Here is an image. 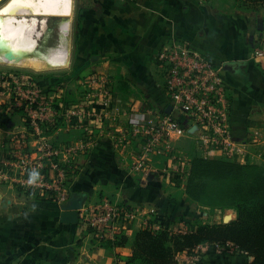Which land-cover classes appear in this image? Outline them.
<instances>
[{"label":"crops","instance_id":"0c3cea01","mask_svg":"<svg viewBox=\"0 0 264 264\" xmlns=\"http://www.w3.org/2000/svg\"><path fill=\"white\" fill-rule=\"evenodd\" d=\"M90 1V7L78 9L80 25L76 34L80 35V44L76 48L75 73L80 76L73 85L77 87L80 77L90 74L104 76L110 82L114 100L110 108L94 106L103 117L98 124L86 122L87 129L77 128L62 119L52 139L75 147L87 145L73 159L74 169L68 181L70 195L86 194L82 206L106 200L136 209L133 219L120 218L118 235L124 234L127 242L100 246L94 235L77 222L60 221L64 203L29 196L13 184L0 183V264H4V257H17L20 246L28 240L33 243L30 254L34 263L38 258L44 264H125L134 253L137 232L147 229L149 212L170 209L176 214L177 209L163 202L170 187L181 184L164 170L176 160L173 151L164 147L152 164L137 167L141 141L131 140L129 134L130 123L149 117L166 104L163 74L155 55L168 38L189 41L222 67L233 101L234 136L247 140L257 134L254 143L258 145V155L264 150V58L254 56L250 16L233 8L236 0ZM51 79L40 76L38 82L47 87L55 107L65 113L70 100L80 98V90L64 89L61 83L53 87L62 79ZM12 102L2 99L0 139L26 130L22 108ZM199 134L196 128L183 134L172 132L170 146L181 151L182 161H191L196 151L203 154ZM122 139L128 142L127 147L120 146ZM36 145L33 139L30 146ZM68 157L64 155V159ZM183 212L189 214L187 210ZM229 212V220L236 218L237 211L229 208L224 210V221ZM252 259L207 253L203 264H244Z\"/></svg>","mask_w":264,"mask_h":264},{"label":"built area","instance_id":"2783aa9c","mask_svg":"<svg viewBox=\"0 0 264 264\" xmlns=\"http://www.w3.org/2000/svg\"><path fill=\"white\" fill-rule=\"evenodd\" d=\"M254 55L264 58V51L258 48ZM155 60L163 74L167 101L149 117L130 123V139L141 141L136 166L152 164L162 148L170 147L176 160L171 168L164 169L165 173L178 181L186 179L190 161L180 159L181 151L170 146V139L172 132L183 134L190 128L200 130L198 143L204 155L219 151L229 157L245 159L247 141L234 136L231 124L233 101L222 67L180 37L166 39ZM77 87L80 88V98L69 102L63 113L55 107L47 87L40 84L34 75L0 70V106L3 98L11 99L12 105L21 106L26 120L24 132L0 139V183L13 184L29 196L67 203L73 159L87 145L82 148L54 142L52 135L62 124V119H67L77 128L87 129L86 122L98 124L103 117L98 115L94 106L99 104L110 108L114 100L110 82L104 76L91 74L82 77ZM33 139L37 140L35 148L30 146ZM120 146L127 147L128 142L122 139ZM65 154L69 155L67 160L64 159ZM151 212L145 223L147 229L154 233L172 229L164 221L155 220ZM135 215L136 209L105 200L96 205L82 206L77 223L101 241L115 238L120 232V218L131 220ZM152 219L155 221H150ZM190 230L183 227L179 231L186 233ZM207 253L231 259L250 257L230 240L204 242L177 254L174 264H203Z\"/></svg>","mask_w":264,"mask_h":264},{"label":"rangeland","instance_id":"374dc122","mask_svg":"<svg viewBox=\"0 0 264 264\" xmlns=\"http://www.w3.org/2000/svg\"><path fill=\"white\" fill-rule=\"evenodd\" d=\"M8 1L0 0V8ZM90 5V0H73V36L71 58L68 66L37 71L20 66L0 64V70L26 72L36 78L41 76L52 78L51 80L61 77L62 81L56 85L53 84V87L58 88L61 83V87L64 89H74L76 86L73 85V82L80 76L75 73L76 48L80 44V35L77 36L76 34L80 25L78 9L81 6L90 7ZM233 8L246 12L250 16L249 21L252 23L251 29L253 31L251 34L253 52L258 48L264 51V0H236ZM55 22L57 21L54 17L49 18L48 23L51 28H46L45 31L39 34V46L48 36V30L52 29L50 32L56 31ZM75 89L80 90L79 87ZM253 136L254 138L248 137L247 140H240L247 141L245 159L229 157L221 152L204 155L196 151L195 156L189 162L190 171L187 178L182 180L179 186L170 187L169 193H165L164 204H170V208L177 209L176 214L170 209H155L151 212L154 219L164 221V224L171 226L172 229L169 230V234L173 235L182 233L179 231L180 228H194L196 223L219 224L227 223L226 220L231 221L229 220V217H231L230 212L227 219L223 220L226 208H222V206H226L236 199L247 200L251 194L248 192L250 190L246 182L257 181L255 182L256 186L257 183L261 182V174L264 169V150H261L258 155V145L254 143L257 134ZM248 166H252V168H246ZM242 190H246V192ZM183 210H187L189 214H184ZM154 219L150 221L154 222ZM28 241V243L20 246L17 257H12V259L4 257V264H44L43 260L38 258L35 263L33 262V256L30 254L33 243L30 240Z\"/></svg>","mask_w":264,"mask_h":264},{"label":"trees","instance_id":"16d2710c","mask_svg":"<svg viewBox=\"0 0 264 264\" xmlns=\"http://www.w3.org/2000/svg\"><path fill=\"white\" fill-rule=\"evenodd\" d=\"M255 182L257 181L246 182L251 194L247 200L236 199L222 206L237 211L236 218L227 223H196L190 231L175 235L169 234L167 229L156 233L149 229L138 231L134 241V253L125 264L137 261L147 264H174L177 254L189 251L200 243L228 240L253 257L244 264H264V169L261 182L257 186ZM126 242L127 237L124 234H117L114 239L101 240L99 244L114 247Z\"/></svg>","mask_w":264,"mask_h":264},{"label":"bare ground","instance_id":"6f19581e","mask_svg":"<svg viewBox=\"0 0 264 264\" xmlns=\"http://www.w3.org/2000/svg\"><path fill=\"white\" fill-rule=\"evenodd\" d=\"M54 17L56 31L39 46ZM73 0H9L0 8V64L47 71L66 67L72 48ZM235 213V212H234Z\"/></svg>","mask_w":264,"mask_h":264},{"label":"water","instance_id":"95a60500","mask_svg":"<svg viewBox=\"0 0 264 264\" xmlns=\"http://www.w3.org/2000/svg\"><path fill=\"white\" fill-rule=\"evenodd\" d=\"M86 194L83 192L72 193L66 204L62 207L60 221L62 223H76L78 220L79 210L82 208ZM228 222V220H226Z\"/></svg>","mask_w":264,"mask_h":264}]
</instances>
